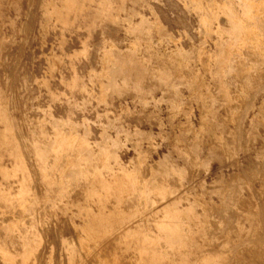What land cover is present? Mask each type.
Wrapping results in <instances>:
<instances>
[{
  "label": "bare ground",
  "instance_id": "obj_1",
  "mask_svg": "<svg viewBox=\"0 0 264 264\" xmlns=\"http://www.w3.org/2000/svg\"><path fill=\"white\" fill-rule=\"evenodd\" d=\"M175 2L198 28L188 47L138 13L147 0H26L10 23L7 39L22 35L0 75V264H264V0ZM19 4L0 0V23ZM34 25L40 39L57 27L61 49L83 28L63 85L131 97L145 126L108 117L89 139L50 107L32 117L16 73ZM63 60L48 57L49 74Z\"/></svg>",
  "mask_w": 264,
  "mask_h": 264
},
{
  "label": "rangeland",
  "instance_id": "obj_2",
  "mask_svg": "<svg viewBox=\"0 0 264 264\" xmlns=\"http://www.w3.org/2000/svg\"><path fill=\"white\" fill-rule=\"evenodd\" d=\"M20 4L16 11L8 10L5 19L0 23V41L3 42V50L9 53L8 63L0 67V75L11 69V63L16 46L22 33L16 34L14 39H7L11 35L10 23H20L26 8V0H19ZM35 13L39 9L34 5ZM140 15L147 18H156L168 26L172 41L188 47L197 41V26L188 18L185 10L176 3L175 0H147V3L136 7ZM188 20V23L186 21ZM83 28H72L66 32L64 49H61L58 42L57 27L52 29L42 38H39L37 25L33 26L30 34V44L26 47L21 59L20 67L17 69V79L20 82L19 92L25 103H28V113L36 118L40 116V111L50 107L56 117L69 118L81 129L82 123L86 122L90 128L89 139H99V126L108 117L119 116V121L123 126H145L143 119L134 115L130 110L126 111L124 106L131 97L123 98L116 95L108 96L104 100L99 99V89L95 82H87L86 90H68L63 85L62 79H68L72 75V69L68 61V53L80 47L81 40L85 37ZM92 36L98 39L99 30L93 31ZM63 55V62L59 68L49 74L48 57L51 55ZM86 59L75 60L76 71L83 75L87 69ZM44 78L48 79V86L51 92L57 96L67 97L72 100L73 105L67 104L62 99L52 101L47 89L42 84ZM185 90L182 91V94ZM86 95L87 98H86ZM88 103L81 104L83 99ZM32 101L33 104H29ZM40 108V109H39ZM79 124V125H78ZM113 133V130H109Z\"/></svg>",
  "mask_w": 264,
  "mask_h": 264
}]
</instances>
